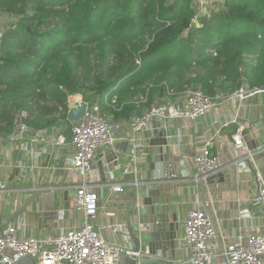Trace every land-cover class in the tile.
<instances>
[{"label": "trees", "instance_id": "trees-1", "mask_svg": "<svg viewBox=\"0 0 264 264\" xmlns=\"http://www.w3.org/2000/svg\"><path fill=\"white\" fill-rule=\"evenodd\" d=\"M192 2L0 0L13 18L0 45V138L24 111L33 130L70 132L74 95L120 122L170 92L264 89V0H225L198 23Z\"/></svg>", "mask_w": 264, "mask_h": 264}, {"label": "crops", "instance_id": "crops-1", "mask_svg": "<svg viewBox=\"0 0 264 264\" xmlns=\"http://www.w3.org/2000/svg\"><path fill=\"white\" fill-rule=\"evenodd\" d=\"M237 93H219L230 96V100L196 122L171 120L166 123L159 121L152 123L148 130L137 136L143 145L137 162L134 161L129 140L134 134L133 123L138 115L120 122L112 119L120 124V130L116 133V142L96 153L92 170L83 183L97 186L101 195L108 191H115L116 187H121L120 192L125 194L132 189L134 179L127 176L137 173L139 179L148 180L144 188L147 185H154L159 200L158 206L153 209L156 215L164 216L170 222L169 224L175 226L180 244L179 255L181 258L186 257V248L182 241L185 216L189 209L199 205L203 208L201 187L196 182L195 157L200 155L206 147L209 148L212 155L218 159L220 175L223 177L225 171L232 166L231 161L235 151L234 135L242 136L244 149L241 151L243 153L248 150L247 145L253 151L264 146V90L249 96L246 100L240 99V107L235 108ZM183 94L179 96L183 97ZM167 99L166 96L161 99L162 101H156L154 105L162 104ZM82 102L81 95L69 97L71 109L79 107L83 104ZM217 132H220L221 137L216 136ZM74 154L71 132H68L63 125L48 130L45 143H32L28 138L12 147L6 138H0V180H4L10 190L1 202V225L25 204L33 193L34 186L60 182L62 177L56 175L55 168L60 162H72ZM259 157H261L260 162L263 168L259 172L263 187L264 154ZM22 165L30 166L26 177H22L23 171L20 169ZM136 169H138L137 172ZM246 170L244 168V171ZM164 175H167V178ZM245 176L247 180H244ZM234 178L235 183L230 189V195L232 198L235 196L240 218H232L233 212L230 209L232 201L224 200L222 196L225 194L216 195L222 197L221 201L216 202L211 197L209 202L224 249L238 236H250L257 234V231H264V217L259 212L258 204L254 202L259 189L255 178L250 174L238 173ZM77 186H73L66 197H63V193L60 194L59 220L48 221L46 225L40 226L39 218L43 215L44 209L41 200L38 199L30 209L32 213L23 214L12 224L27 223L22 235L24 233L28 237L40 238L83 224V214L76 212L71 206L72 195ZM15 200H18V203H14ZM52 203L53 198L50 200V204ZM217 213L220 214L219 218ZM169 224L167 223V226ZM96 229L109 243L116 244L124 250L129 248L131 240L123 212L119 214L104 206L100 207Z\"/></svg>", "mask_w": 264, "mask_h": 264}, {"label": "built area", "instance_id": "built-area-1", "mask_svg": "<svg viewBox=\"0 0 264 264\" xmlns=\"http://www.w3.org/2000/svg\"><path fill=\"white\" fill-rule=\"evenodd\" d=\"M194 4L196 17L193 22L198 23L201 17L207 16L206 9L210 0H194ZM249 90L243 87L238 91L237 96L241 100H246L264 89ZM183 95L180 97L170 92L164 103L152 106L135 118L134 134L129 140L135 162L138 161L139 151L143 150V145L137 136L148 130L152 123L156 121L166 123L171 120L196 122L230 100V96L224 94L208 96L199 89L197 92L187 90ZM146 100L147 98L143 99V102ZM87 107L81 119L70 122L71 145L75 150L72 163L75 172L81 176L87 175L92 170L99 150L116 142V133L120 130L119 123L101 115L98 104ZM29 118L30 114L26 111L17 115L15 130L6 138L12 147L28 138L32 143L47 141L50 129L33 130L26 122ZM216 136L221 137L220 132H217ZM233 140L236 148L244 146L240 134L234 135ZM194 168L196 179L204 180L219 171L220 165L218 159L206 147L195 157ZM20 169L23 171L22 177H26L30 166L22 165ZM114 190L120 192L122 188L116 187ZM9 191L8 184L0 180V228L1 202ZM98 202V187L82 183L76 187L72 195L71 206L73 210L83 214V224L41 238L28 237L24 233L22 235L27 223L9 225L0 232V255H2L0 264H15L26 257L33 258L36 264H119L120 256L125 250L106 241L96 229L100 209ZM254 202L264 204V186H261ZM14 203H18V200ZM182 241L186 248V257L182 264H213L214 260L222 256L218 252L211 221L201 205L188 210L184 219ZM6 250L10 253L3 254ZM223 255L227 257L229 264H264V231L250 236H238L227 245Z\"/></svg>", "mask_w": 264, "mask_h": 264}, {"label": "water", "instance_id": "water-1", "mask_svg": "<svg viewBox=\"0 0 264 264\" xmlns=\"http://www.w3.org/2000/svg\"><path fill=\"white\" fill-rule=\"evenodd\" d=\"M2 42V35H0V45ZM198 89H193V92H197ZM237 105L235 108L240 107V98H235ZM87 105H80L72 109L69 113V122H75L81 119L86 111ZM171 137V136H169ZM247 138H245L246 140ZM233 151V159L231 161L232 166L225 171L224 176L220 174V170L216 173L208 176L204 180L196 179L197 184L201 187L202 206L206 214L208 215L214 235L218 242V252L222 255L218 259L213 261V264H229L227 257L224 256V247L221 242L219 230L215 224V215L209 208L210 198L218 202L222 200L232 201L230 203V209L233 212L232 218H240V212L238 213V203L230 195V189L235 183V175L238 174H250L256 180L258 184V193L261 188L260 173L262 166L260 159L264 154V146L260 149L253 151L248 146V150L243 153L244 146L242 148H236L235 144ZM182 155V153H181ZM179 162V161H178ZM182 162V161H181ZM183 164V163H182ZM244 168L247 170L244 171ZM74 165L72 162H60L55 168V173L58 177H62L60 182L51 183L43 186H34L33 193L29 196L25 204L18 208L9 218L2 224L0 232H3L14 221L18 220L23 214H30L32 205L36 200L40 199L42 207L44 209L43 215L39 218V225H46L48 221H57L60 219L58 211L60 206V194L63 193V197L69 194L73 186H77L83 183L85 176L78 175L74 172ZM138 169H136V172ZM245 172V173H244ZM136 175V176H135ZM133 179V187L128 192L108 191L106 194L101 195L99 193V207H106L115 211V213L123 212L128 236L131 240L129 248L124 251L120 256L119 264H182L185 258H181L179 255V247L177 232H175V226L169 224L170 222L164 216L156 215L153 207L158 206L159 200L157 199V192L154 185H147L148 180L139 179L138 174H131L127 178ZM167 178V175H164ZM246 179V176L244 177ZM151 181V180H150ZM161 190V188H160ZM221 193L222 197L216 195ZM228 193V194H227ZM53 195V196H52ZM225 197V198H224ZM53 198V203L50 204V200ZM259 206V212L264 217V204L255 203ZM69 202L67 209H69ZM164 212V211H162ZM220 217V214H216ZM242 215V213H241ZM167 223L169 224L167 226ZM262 231H257L259 234ZM165 238V240H164ZM10 253L9 250L3 252V254ZM2 255H0V260ZM15 264H36L35 260L31 257L21 259Z\"/></svg>", "mask_w": 264, "mask_h": 264}, {"label": "rangeland", "instance_id": "rangeland-1", "mask_svg": "<svg viewBox=\"0 0 264 264\" xmlns=\"http://www.w3.org/2000/svg\"><path fill=\"white\" fill-rule=\"evenodd\" d=\"M174 1H176V0H167V3L170 4V3H173ZM224 1L225 0H210V4H209V6L206 9L207 15L211 14L212 12L219 11L220 8L222 7ZM192 4H193V8H194V5H195L194 4V0H193ZM195 13H196V11H195ZM12 23H13V18L12 17H9V16H7L5 14L0 13V32H3L5 30V28L7 26L11 25ZM139 63H140V60H139ZM110 119L114 120L113 116Z\"/></svg>", "mask_w": 264, "mask_h": 264}]
</instances>
